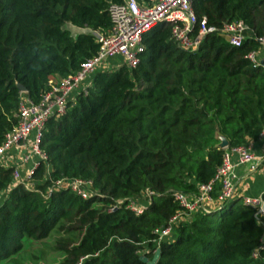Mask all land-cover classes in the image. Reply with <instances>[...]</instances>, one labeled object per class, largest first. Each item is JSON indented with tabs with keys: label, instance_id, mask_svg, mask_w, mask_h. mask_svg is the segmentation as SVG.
Listing matches in <instances>:
<instances>
[{
	"label": "trees",
	"instance_id": "1",
	"mask_svg": "<svg viewBox=\"0 0 264 264\" xmlns=\"http://www.w3.org/2000/svg\"><path fill=\"white\" fill-rule=\"evenodd\" d=\"M120 1L0 0V146L23 98L39 103L95 57L93 33L109 30L108 7ZM192 9L208 26L241 21L253 37L235 47L212 34L188 52L159 23L143 36L135 68L94 73L45 125L39 149L48 161L32 173L36 191L11 187L13 167L0 166V263L54 232L71 238L55 241L56 264H145L157 250L156 264H264V215L258 222L239 197L218 201L215 178L226 150L264 131V67L247 59L262 48L264 0H193ZM75 179L94 194L52 189ZM207 185L212 203L157 245L155 230L187 214L176 196Z\"/></svg>",
	"mask_w": 264,
	"mask_h": 264
},
{
	"label": "built area",
	"instance_id": "2",
	"mask_svg": "<svg viewBox=\"0 0 264 264\" xmlns=\"http://www.w3.org/2000/svg\"><path fill=\"white\" fill-rule=\"evenodd\" d=\"M192 1L121 0L119 3L109 5V30L105 33H93L99 44L95 57L87 61L75 74L54 84L43 95L39 103L33 104L27 98L22 99L17 115L18 124L5 134L4 141L0 146V166L13 167L14 169L11 187L28 185L37 166L48 161L39 149L41 135L48 120L52 117L62 116L67 110L68 103L77 94L82 91L86 92L89 80L94 73L118 67L108 66L110 59L120 57L123 61L122 64L129 68H135L139 63L143 36L153 26L159 23L169 24L172 40L180 49L188 52H196L203 39L212 34L222 37L231 46L240 47L243 45L245 41L243 33L248 28L241 21L224 23L219 28L208 26L205 19L197 21L192 9ZM259 42L264 48V38L259 39ZM247 59L253 66L264 67V57L259 58L258 52L249 53ZM233 156L236 157L235 161H233ZM261 163L262 159L254 156L250 145L226 150L222 165L215 176L221 185L218 201L238 197L234 184L237 167L248 165L249 173L253 174ZM25 169H28V173H23ZM52 189H70L72 193L82 199H88L94 194L92 185L81 179L59 180ZM209 191L210 186L207 185L200 187V194L197 196H191V198L184 194L176 196V200L181 207L187 210V214L178 213L165 228L155 230L158 235L157 245L163 238L170 236L173 227L183 221L186 216L199 209L206 210V207L212 203L208 195ZM242 200L246 205L255 208V219L260 222L264 215L262 196L258 198L246 197ZM128 207L136 213H141V207L134 203ZM262 248H264L263 243L259 249ZM258 254V251H255L252 257L258 258Z\"/></svg>",
	"mask_w": 264,
	"mask_h": 264
},
{
	"label": "rangeland",
	"instance_id": "3",
	"mask_svg": "<svg viewBox=\"0 0 264 264\" xmlns=\"http://www.w3.org/2000/svg\"><path fill=\"white\" fill-rule=\"evenodd\" d=\"M122 63L123 61L120 57H114L108 61V66L116 67L122 65ZM23 173H28V169H25ZM35 186L36 181L31 180L25 188L36 191ZM2 196H4V194L1 195L0 198H2ZM59 239L69 240L71 238L68 235H59L53 232L50 237L44 241L26 243L19 254L1 261L0 264H56L62 256L56 249L55 241H58Z\"/></svg>",
	"mask_w": 264,
	"mask_h": 264
},
{
	"label": "crops",
	"instance_id": "4",
	"mask_svg": "<svg viewBox=\"0 0 264 264\" xmlns=\"http://www.w3.org/2000/svg\"><path fill=\"white\" fill-rule=\"evenodd\" d=\"M71 30L74 32L78 31L73 27H71ZM243 34L245 38L253 37L252 31L249 29L245 30ZM258 53L259 58L264 57V48L262 47ZM250 146L254 156L260 160L262 159V163L253 174L249 173L248 165L236 168L234 184L237 189V195L241 199L246 197L258 198L264 193V131L261 137L257 141L252 142ZM235 159L236 157L233 156V161Z\"/></svg>",
	"mask_w": 264,
	"mask_h": 264
},
{
	"label": "water",
	"instance_id": "5",
	"mask_svg": "<svg viewBox=\"0 0 264 264\" xmlns=\"http://www.w3.org/2000/svg\"><path fill=\"white\" fill-rule=\"evenodd\" d=\"M22 92H24V89L19 87ZM219 147L221 149H226L228 147V143L225 138H220V144ZM160 251L157 250L151 260H148L146 257H141V261L145 264H156L159 259Z\"/></svg>",
	"mask_w": 264,
	"mask_h": 264
}]
</instances>
